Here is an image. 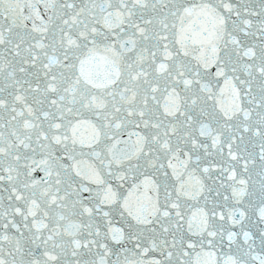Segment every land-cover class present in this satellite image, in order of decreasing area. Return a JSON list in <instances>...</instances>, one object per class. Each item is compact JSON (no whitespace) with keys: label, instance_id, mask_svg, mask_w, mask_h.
<instances>
[{"label":"snow or ice","instance_id":"6c2138e0","mask_svg":"<svg viewBox=\"0 0 264 264\" xmlns=\"http://www.w3.org/2000/svg\"><path fill=\"white\" fill-rule=\"evenodd\" d=\"M0 264H264V0H0Z\"/></svg>","mask_w":264,"mask_h":264}]
</instances>
